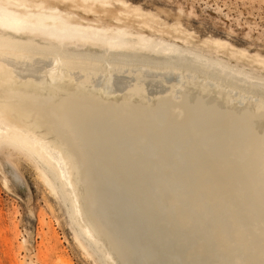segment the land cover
<instances>
[{"label": "bare ground", "instance_id": "1", "mask_svg": "<svg viewBox=\"0 0 264 264\" xmlns=\"http://www.w3.org/2000/svg\"><path fill=\"white\" fill-rule=\"evenodd\" d=\"M1 1L14 9L0 6V142L20 145L54 174L76 234L96 253L100 263L167 261L145 234L136 230L140 225L131 228L111 197L105 195L104 179H110L121 187L129 186L134 201L148 211L154 210L151 205L162 206L148 198L149 192L134 191L135 181L139 178L142 183L145 178H141L144 170L141 176H132L122 164L116 170L113 167V177L110 163L102 161L101 150L88 133L93 118L89 121L87 115L96 117L106 112L113 126L127 121L122 120L126 117L123 113L140 119L137 132L141 135L148 129L140 124L151 117L153 123L147 125L155 126L162 140L160 163L172 177L174 155L170 145L183 144L188 170L194 171L184 198L193 212L203 208L205 199L216 224L212 226L211 247L200 239L179 252L174 246V262L264 264V232L254 235V253L261 259L254 261L252 234L243 227L247 216L254 219L252 215H258L264 221L262 146L253 152V147L261 143L259 132L264 131V58L235 48L225 53L230 44L218 38L194 45L191 33L175 26L171 40L165 29L145 21H140L141 29L154 31L155 38L128 30L129 22L138 18L135 14L141 18L145 15L134 8L113 13L115 25L109 28L83 22L82 16L65 9L73 6L91 16L97 12V0H27L29 5L19 0ZM98 3L106 12L109 1ZM116 4L126 3L116 0ZM245 122L252 128L249 138L253 140H246L251 145L249 159L237 161L227 129ZM112 130L103 131L106 139L116 138L114 133L118 132ZM202 134L214 135L212 148L199 146ZM162 195L165 214L176 208V215L168 216L177 225L164 227L163 218L158 220L166 233L179 231L182 236L190 231L191 219L198 214L192 215L186 207L183 210L181 195H173L170 190ZM222 214L232 227L231 233L218 228ZM238 251L244 252V260ZM56 258L57 264H71L63 255Z\"/></svg>", "mask_w": 264, "mask_h": 264}, {"label": "rangeland", "instance_id": "2", "mask_svg": "<svg viewBox=\"0 0 264 264\" xmlns=\"http://www.w3.org/2000/svg\"><path fill=\"white\" fill-rule=\"evenodd\" d=\"M19 1L26 5L30 4L27 0ZM108 1L107 11L103 12L97 0L94 3V5L97 4V12L91 16H86L82 11L80 13L73 6L65 9L72 11L76 17L82 16L83 22L89 21L95 25L102 24L112 28L115 25L111 19L113 13L126 12L134 8L139 13L151 15H144L141 18L139 14H135L138 18L129 22L128 30L142 31L143 34L155 38L154 31L147 28L141 29L140 21H145L157 28L165 29L168 33L167 39L171 40L174 35L172 27L175 26L177 30H182L184 33L190 32V40L194 45L200 46L205 39L218 38L230 44L225 49V53H229L228 48H235L264 58V0H123L126 3L125 6L116 4V0ZM0 6L7 7L1 0ZM7 8L14 9V7ZM61 8L64 7L61 6ZM123 114L126 117L122 120L127 121L114 126L108 121L109 113L102 112L96 117H93L94 114L87 115L89 121L93 118L90 128L87 123L90 138L96 141L97 148L101 150L102 153L96 148L102 161L110 163L111 173L113 167L116 170V167L119 168L122 164L130 169L132 176L133 174L141 176L140 173L144 170L141 178H145L142 179V183L138 182L139 178L135 181L134 191L136 192L138 188L145 191V194L146 191L149 192L151 197L148 198L154 204L156 201L162 206L151 205L154 210L148 211L147 207L143 208L134 201L129 186L125 184L126 186L121 187L119 182L114 180L113 182L110 179H104L105 195L108 194L111 197L114 207H117L131 228L136 229L140 225L141 229L136 230L138 232L140 230V234H145L144 236L156 248L155 250L163 260H167L166 264L179 262V259L174 262L175 258L172 256L177 250H174V246L179 252L181 249L192 247L194 242L200 239L211 247L212 226L216 224V219L210 206L204 199L206 203L203 208L193 212L192 206L184 198L188 194V182L193 178L194 171L188 170L182 142H172L170 145L171 154L174 155L170 164L172 168L170 173L175 176L172 177L167 175L160 163L163 158L159 151V143L162 140L156 135L159 132H156L155 126L147 125L153 123L152 118L146 117L143 120L144 124H140L146 127L145 130L148 129L147 133L141 135L142 133L137 132L140 119ZM106 127L113 129L112 132H118L114 133L116 138L106 139L103 132L108 130H105ZM227 130L230 143L235 145L234 155L237 161L245 159L247 161L251 145L247 144L246 140H253L249 138L252 134L251 126L247 122L235 123L229 125ZM259 133L258 138L261 143L258 142L253 147V152H258L259 149L256 148L261 145L264 153V131L262 134ZM190 140L193 142L195 139L190 138ZM136 141L139 142V147L135 146ZM215 142L213 134L210 136L202 134L199 146L208 150L215 145ZM261 164V167L264 166V163ZM113 173L111 176L114 177ZM188 173L191 174L190 178H184L183 174ZM259 173L261 174L262 171ZM166 190H170L173 195H181L179 198L182 199L183 210L186 207L192 215L198 214L193 215L189 224L190 231L185 232L182 235L183 238L179 231L172 235L166 233L165 231L168 230L163 228L158 220L160 216L163 218L164 227H169L171 224L177 225V222H172L168 216V214L176 215V208L168 209V214H165L166 208L162 194ZM141 197H144V194ZM200 197L199 201H201ZM147 203L150 205L149 201ZM254 211L256 212L255 209ZM145 214L147 217H144ZM252 217L254 219L249 216L244 218L243 227L252 234L251 253H256L254 235L264 232V226L260 229L264 221L258 215H252ZM218 228L231 233L232 227L225 219V214L221 215ZM214 253L218 255L217 250H214ZM238 253L244 260V252L238 251ZM255 253L252 259L260 261L261 259ZM59 254L66 257L71 264H101L96 253L76 234L54 174L46 170L29 151L20 145L8 141L0 142V264H57L56 257Z\"/></svg>", "mask_w": 264, "mask_h": 264}]
</instances>
